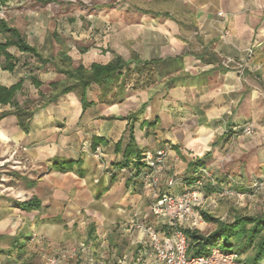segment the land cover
I'll return each mask as SVG.
<instances>
[{
    "label": "crops",
    "instance_id": "obj_1",
    "mask_svg": "<svg viewBox=\"0 0 264 264\" xmlns=\"http://www.w3.org/2000/svg\"><path fill=\"white\" fill-rule=\"evenodd\" d=\"M115 1L120 12L129 8L134 18L126 25L129 36L114 31L112 45L108 49L105 45L96 47L95 57L90 58L89 48L82 46L89 31L82 33L70 27L62 33L81 42L79 46L63 45L58 32L52 31L59 48L56 55L50 56L41 50L44 35L31 43L28 30L13 22L12 17L8 21L43 57H56L61 46L65 48L72 67L82 64L89 68L91 63L103 64L115 55L128 59L131 52L142 60H163L157 66L162 75L144 87L136 86L132 78L121 88L119 77L104 96L98 85L91 84L86 89L91 104L84 108L76 91L37 107L27 132L18 126L11 113L13 106L0 104V113L7 112L0 118V162L7 167L17 164L15 175L1 168L0 163V180H5L6 188L15 187L21 197L17 200L36 197L40 201L39 208L23 211L11 199L18 211L12 236L28 237L24 250L28 253L18 257L15 248L6 254L11 258L14 251L22 264H41L44 254L71 247H78V257L64 264H155L149 255L146 233L132 223L133 213L148 210L151 202V189L140 175L143 165L134 179L117 168L130 142V122L135 145L142 154L159 148L168 150L165 170L159 174L161 190L167 188L170 176L190 182L195 174L190 163L205 154L208 156L203 167L212 171L226 147L224 130L228 127L251 123L256 129L255 138L264 139V0H126L123 6L121 0ZM96 18L87 16L86 20L98 27L104 19ZM72 50L78 56L74 57ZM6 51L18 61L13 70H7L2 68L4 58L0 56V85L9 87L22 81L15 95L19 104L36 103L39 91L48 95L51 83L65 79L53 63H49L50 68L41 65L33 55L14 45ZM25 55L33 56L30 61L35 63L22 61ZM172 58L177 60L164 62ZM168 68L175 69L166 73ZM32 75L40 82L38 87L32 83ZM143 103V111L136 114ZM130 113H134L132 121L119 118ZM92 137L98 139L95 146ZM236 138L241 146L236 150L246 153L248 137L240 134ZM96 148L100 150L99 158L93 154ZM258 149H263L257 154L264 160V146ZM55 157L72 162H58L57 166L63 167L58 168L52 164ZM261 166L264 169V163ZM182 182L168 190L178 192ZM225 183L230 184L228 180ZM0 200L2 232L10 226L14 212L2 195ZM139 222L152 224L159 231L169 228L165 217H140ZM202 222L209 231L215 228L213 222ZM80 244L85 248L81 249Z\"/></svg>",
    "mask_w": 264,
    "mask_h": 264
},
{
    "label": "trees",
    "instance_id": "obj_2",
    "mask_svg": "<svg viewBox=\"0 0 264 264\" xmlns=\"http://www.w3.org/2000/svg\"><path fill=\"white\" fill-rule=\"evenodd\" d=\"M5 1L0 0V4H4ZM34 1L39 3H55L57 0ZM0 33L4 36V41L0 42V56L4 58L1 63L2 68L7 70L14 69L18 60L6 51V48L14 45L19 51L33 55L35 60L41 65L53 63L56 65V69L65 75L64 80L50 84L51 91L48 95L39 91L40 100L36 103L33 101H25L19 104L15 100L16 93L22 88V81L9 87L0 85V104H10L13 106L11 113L16 116L18 126L24 132L28 131L30 119L37 107L55 102L57 97L62 94L76 91L84 108L86 105L91 104L86 99V89L91 84L98 85L101 88V95L104 96L112 90L113 86L118 82L119 77V86L123 88L132 78L136 86L144 87L152 83L156 77L158 78L162 75V71L157 69V66L163 62L162 59L142 60L135 52H131L128 59H124L120 55H115L111 60L103 64L93 62L89 68H85L82 64L72 67L70 63L71 58L62 46L56 57H43L36 46L28 43L25 35L18 28L9 25L8 21L3 17H0ZM176 60L177 58H172L164 62H175ZM132 63L133 66H130ZM39 68L40 66L35 67V69ZM174 69L168 68L166 73H170ZM31 80L34 86L38 87L40 85V82L34 75L31 76ZM135 85L134 87H136ZM144 107L145 103L141 104L136 114L141 113ZM6 114L7 112L0 113V118ZM133 115L134 113H130L119 118L132 121ZM129 137L130 142L125 146L123 152L125 159L123 162L117 164V168L131 165V167L135 168V175H137L139 166L143 165L141 161L143 154L135 145L131 122L129 124ZM95 143H98V139L97 137H92V146H95ZM119 145V142L116 143V147ZM207 156L208 154H205L203 158L197 159L194 163H190V166L195 169V173L205 168L203 167L205 164L204 158ZM58 162L71 163L72 160L57 157L52 159V164L57 166ZM58 168L63 167L60 166ZM212 181L213 179L207 178L205 184V191L207 190V193L214 192L213 187L215 185L214 183L211 184ZM13 202L15 207L23 211L37 209L40 206V201L36 197H31L23 201L14 200ZM200 216L206 222L215 223V228L206 233L196 228H184L183 231L187 238V254L205 255L212 246L217 245L222 250L237 252L241 264H259L264 260V212L257 215L235 214L230 221H223L207 211H200ZM4 236L6 235L0 234V238ZM27 239V236L23 238L20 235L12 236L6 253L16 248L19 257L25 252Z\"/></svg>",
    "mask_w": 264,
    "mask_h": 264
},
{
    "label": "rangeland",
    "instance_id": "obj_3",
    "mask_svg": "<svg viewBox=\"0 0 264 264\" xmlns=\"http://www.w3.org/2000/svg\"><path fill=\"white\" fill-rule=\"evenodd\" d=\"M20 1L22 0H8L7 3L0 4V17L7 21H10L12 17L13 22L28 30L31 43H37L38 39L41 40L44 35L46 42L44 41V49H40L45 50L47 55L50 56L56 55V50L59 48L58 43L51 36V32L54 30L58 32L56 35L60 37L61 43L65 46H67V43L76 46L81 43L78 40L62 36V33L66 32L68 28L71 27L70 30L82 33L89 31L88 37L82 40V46L89 48L87 57L90 58L95 57L94 49L96 47L105 45L108 49L112 45L114 31L118 32L120 30L121 35L127 38L129 33L126 25L130 20H134L130 16L129 8H122L120 12V9L115 6L117 4L115 0H57L55 3H39L34 0ZM121 1L123 6L126 0ZM131 13H134V11ZM119 15L121 16V23L118 22ZM87 16H96L104 20L99 23L98 27L94 23L93 26H90L92 21H87ZM79 20H81L80 27L77 26L80 24ZM119 24L120 27H118ZM72 55L76 57L78 53L72 50ZM30 59H33V56L25 55L22 61L35 63ZM97 59L104 58L97 56ZM46 66L50 68L51 64ZM255 130L254 126L253 134L245 139V141H249L246 153L236 150L235 147H241L237 138L229 139L226 142V147L221 150L220 158L216 160L212 171L203 169L204 176L213 179L214 192L220 195H215L211 202L207 198L210 194L206 190L204 192L205 198L198 206L194 207L195 212L200 214V211H207L223 221L231 219L235 214L257 215L264 212V169L261 166L264 160L258 158V152L263 150L258 149V147L264 146V139H256ZM0 163H3L1 168L7 169L16 175V162L12 163L11 167H7L4 161ZM14 174L12 177L16 179ZM230 177L232 180H230ZM226 180L230 184L225 183ZM13 188H6L5 180H0V193H2L0 195L7 199L8 209L14 212L12 213L10 226L0 232L1 235H6L0 238V264H22V260L15 256L14 251L9 256L11 258H8V254H6L11 236L14 235L13 227L18 221V211L13 207L11 199H21L15 187ZM209 227L211 228L212 225ZM198 229L203 233L210 230L205 228L203 222H201ZM222 248L225 249L223 246ZM27 253L28 250L23 253V256L26 257Z\"/></svg>",
    "mask_w": 264,
    "mask_h": 264
},
{
    "label": "built area",
    "instance_id": "obj_4",
    "mask_svg": "<svg viewBox=\"0 0 264 264\" xmlns=\"http://www.w3.org/2000/svg\"><path fill=\"white\" fill-rule=\"evenodd\" d=\"M221 15V13H218ZM249 53L252 51L248 50ZM254 132V126L251 123H241L233 125L224 130L225 142L236 138L238 135L251 136ZM167 148H159L155 151H146L143 153L141 161L143 169L140 175L143 176V184L151 189V202L148 210L137 211L132 215L133 226L141 228L147 235V245L149 255L155 261V264H241L240 257L235 251H225L219 246L214 245L207 254L189 255L187 254V238L183 231L184 228H199L202 218L194 207L198 206L205 198V184L208 177L200 169L194 174L193 179L188 182H182L173 176L166 179V189L159 187V174L165 170V159L167 157ZM94 156L99 158L100 150H94ZM121 173L127 174L134 179L138 176L134 167L124 166L118 169ZM230 180L231 177H230ZM182 182L183 186L178 192L169 191L168 188ZM214 182L212 181L211 184ZM210 194V195H209ZM207 198L213 201L215 192L209 193ZM149 219L150 217H165L168 223V229L159 231L152 224H142L139 218ZM33 234L31 239L34 240ZM79 247L85 248V244ZM78 247L62 249L57 254L43 255L41 264H64L78 257ZM259 264H264V260Z\"/></svg>",
    "mask_w": 264,
    "mask_h": 264
}]
</instances>
